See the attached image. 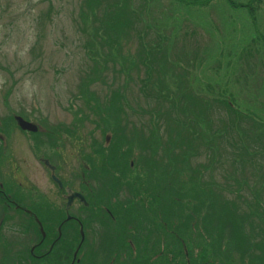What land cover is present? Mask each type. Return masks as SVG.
I'll use <instances>...</instances> for the list:
<instances>
[{
  "label": "rangeland",
  "instance_id": "374dc122",
  "mask_svg": "<svg viewBox=\"0 0 264 264\" xmlns=\"http://www.w3.org/2000/svg\"><path fill=\"white\" fill-rule=\"evenodd\" d=\"M144 1L139 19L120 11V27L109 28L103 20L109 11L101 16L100 6L97 16L91 13L94 0H0V128L12 131L4 139L24 157L28 178L41 183L47 173L28 144L37 142L5 118L23 113L41 127L60 128L66 150L74 136L82 153L94 140L103 144L101 130L108 127L104 159L120 161L127 225L137 227L145 209L166 217L158 230L153 214L140 217L146 241L139 229L120 232L134 254L141 245L138 253L153 264H264V131L254 122L248 129L247 119L227 116L218 104L225 88L234 103L264 120V42L247 10L231 9L226 0ZM149 2H156L152 13ZM117 14L116 8L109 12ZM140 18L152 19V32L157 24L176 31L155 45L136 35ZM258 28L264 39V0ZM89 38L93 43L85 47ZM154 120L158 130L150 127ZM120 143L132 149L125 162ZM175 194L201 196L208 207L203 220L185 217L173 227L172 216L184 209L176 207ZM167 226L168 253L164 242L156 251V236ZM185 228L191 232L184 234ZM206 234L212 238L205 240ZM134 254L120 245L114 264H149ZM91 261L84 264H103Z\"/></svg>",
  "mask_w": 264,
  "mask_h": 264
},
{
  "label": "flooded vegetation",
  "instance_id": "af4514ba",
  "mask_svg": "<svg viewBox=\"0 0 264 264\" xmlns=\"http://www.w3.org/2000/svg\"><path fill=\"white\" fill-rule=\"evenodd\" d=\"M17 116L27 118L12 114L15 127ZM37 130L39 149L31 148V154L46 170L48 181L41 183L28 178L24 157L19 159L6 143L4 136L12 131L0 128V264H77L74 254L81 247L86 259L79 264L92 263L91 258L103 264L120 262V245L130 244L120 232L125 236L142 228L120 217V161L104 159L110 137L101 131L106 141L94 140L82 153L85 149L75 145L74 136L66 150L60 128ZM21 131L28 141L27 131ZM160 235L168 253V229ZM134 257L153 264L144 253Z\"/></svg>",
  "mask_w": 264,
  "mask_h": 264
},
{
  "label": "trees",
  "instance_id": "16d2710c",
  "mask_svg": "<svg viewBox=\"0 0 264 264\" xmlns=\"http://www.w3.org/2000/svg\"><path fill=\"white\" fill-rule=\"evenodd\" d=\"M94 0V3H93V6L91 7V13L95 16L98 15V10H99V7L101 6V16L107 12V11H112L113 9L116 8V11L118 12L117 16H111L109 15V12H108V15L107 17L103 18L104 20V26L106 27H111V25L114 23V22H117L119 27H120V23H122V20L120 21V11L122 13H128L133 19H135V16L139 19L138 15H137V12L138 10H140V6L142 4L145 3L144 0H133V3H132V0ZM192 2H199L201 1L202 3H205L207 1H212V0H191ZM227 1V4L228 6L231 8V9H236V8H244L245 10H247L250 18H251V23L252 25L254 26V30L256 32V36L262 41L264 42V39L262 37V33L260 32L259 28H258V10H259V5L261 4L262 0H246L242 3H235L233 0H226ZM102 3V4H101ZM150 3V2H149ZM153 3H156V2H151L150 4L151 7H150V13H152V10L154 9L155 5H153ZM99 18V17H98ZM137 19V20H138ZM140 20H142V24H141V28L140 30H136V35L139 37H143V39H148L149 42H154V44L156 45L159 41H164V39L167 37V33L168 32H171L173 34V32L176 31V26L174 28H172L171 30L167 31L168 27L165 26V25H159L157 24L156 27V31L155 32H152V30H149L148 27H149V24H147V21L148 20H152L151 18L148 19V20H143L142 18H140ZM104 31V30H103ZM116 34L119 35L120 32H115ZM114 37V36H113ZM90 39V41H89ZM86 42H85V47H87L88 45H92L93 43V40L94 38H89ZM103 39H107V36H105ZM111 42V40H108L107 43ZM143 45V44H142ZM144 47V46H143ZM92 47H88V49H90ZM148 49H150V46L148 45ZM164 49V46L161 45L159 47H157L156 51L158 50H162ZM178 65V63H176ZM229 85V84H228ZM223 93V96L226 98H221V99H218V104H223L225 109H226V115L228 116L229 114H234L236 115L238 118H245L249 121V125H248V129H252L254 126H252V122L254 123H257V125L255 126H258L261 131H264V120H257L254 118V112L250 109H246V108H242L240 107V104L239 103H234V99L232 97V93H230V91L228 90V94H225L226 93V90L224 88V91H222ZM227 99H231V101H227ZM220 109V108H219ZM219 111V110H218ZM232 118L235 119V116H233ZM231 118V121L233 122V119ZM153 119V117L151 118V120ZM191 121L194 122L191 118ZM107 124V123H106ZM151 124V123H150ZM157 124L155 123V120L154 122L150 125V127L152 128H155V130H158L157 128ZM104 129H107L108 127H105L103 126ZM157 128V129H156ZM259 129V130H260ZM38 134H32V139L34 142H37L35 143L36 145L40 144L38 139L36 138ZM132 150V149H131ZM130 147L127 146V145H124L122 146L121 143H120V160L125 162L127 161V159L131 156L130 155ZM128 168L126 167L124 169V171L122 172L123 175H127V171ZM178 196L180 199L176 202L175 201V196ZM175 196L173 197V202L175 203L176 202V207L177 208H184L181 212H180V216L179 215H176V216H172V221H173V227H176L177 225H180L181 222L185 219V217H188L190 219H198L200 218V220H203V217H202V214H201V211L204 209V208H208L206 206V203H203L204 200L201 196H193L191 197V199H187L185 198L184 196H179L178 194H175ZM140 199L143 201L145 199L141 198ZM132 200H136V197L134 195L131 196V201ZM140 201V203H142L144 205V203ZM194 201V204H192ZM152 201H145V203H151ZM136 203V202H134ZM157 203V202H156ZM141 204V206H143ZM192 204V205H191ZM189 208H185V207H188L190 206ZM145 206V205H144ZM126 207L125 204L122 202V208ZM146 208H149V207H146ZM157 208H159V204L157 203ZM225 208V207H224ZM143 208H141L142 210ZM186 209V210H185ZM208 211L211 213L213 211V208H210L208 209ZM124 210H120V215L125 217L124 214H123ZM155 212V210H153L152 208L147 210L145 209L143 211V213L140 214L139 216V220H140V223L137 224L136 226L141 228L142 227V219H140V217H143V216H147L148 213H150L148 215L151 216L153 213ZM161 213L160 215V220L158 222H155V228L157 227V230L159 228H161L162 225H160V222L161 220L163 219L164 221L162 222V224H164V222H166V217L165 215L162 213V212H159ZM159 217V216H158ZM213 219H214V216H213ZM217 221V220H216ZM218 222V221H217ZM225 224H228V225H232V222L229 221V220H225L224 221ZM134 226V224H133ZM188 232H191L190 230H188ZM187 232V229L185 228L184 229V234H188ZM232 233L233 236H236L238 233L234 232V231H230ZM163 233V232H162ZM207 237H211L210 234H206L205 235V240L209 239ZM237 237H240V235L238 234ZM182 238V237H181ZM202 238V237H201ZM230 239L231 240H235L232 236H230ZM183 240H185V238H183ZM186 241V240H185ZM215 241V239H214ZM236 245V244H235ZM71 254L69 255V259H71Z\"/></svg>",
  "mask_w": 264,
  "mask_h": 264
},
{
  "label": "bare ground",
  "instance_id": "6f19581e",
  "mask_svg": "<svg viewBox=\"0 0 264 264\" xmlns=\"http://www.w3.org/2000/svg\"><path fill=\"white\" fill-rule=\"evenodd\" d=\"M17 117H21V116H17ZM16 117V118H17ZM22 119H24V120H26L27 122L29 121V122H31L32 120H30L29 118H23V117H21ZM6 120H8V121H10L11 122V118H10V116L8 117V118H5ZM16 120V119H15ZM32 124H34L36 127H37V129H38V123H36V122H34V121H32L31 122ZM16 124H17V127L20 129V130H24V131H27V133L29 134V133H31V137H32V134H40V131H38L37 129L35 130V131H30V130H25V129H22L21 128V126L19 125V122L16 120ZM40 127V126H39ZM112 130L114 131L115 129L114 128H112ZM102 132H105L106 131V129H104V128H102V130H101ZM109 136L110 137V139H111V133H109V132H106V136ZM106 136H105V140H104V142L106 141ZM36 138H37V136H36ZM109 139V140H110ZM32 141H33V139H32ZM94 143V142H93ZM29 145H30V143H29ZM39 146V144L38 145H36V144H34L33 143V145L30 147V148H33V149H37V148H39L38 147ZM135 173H137V172H135ZM134 175H139V174H134ZM158 217L156 216L155 217V219H157ZM160 237L161 238H163V236L162 235H159V236H156V241H157V247H155V249H156V251H157V249H160L161 247H160V243H159V240H160ZM81 249H82V247H81ZM81 249L79 250V252H78V250H77V252L78 253H76V254H74V257H75V255H77V258H79V262H77V264H79L80 262L82 263V261H84L85 260V258L84 257H86L85 255H81ZM127 253L128 252H125L124 253V255L125 256H127ZM71 255H72V253H71Z\"/></svg>",
  "mask_w": 264,
  "mask_h": 264
},
{
  "label": "water",
  "instance_id": "95a60500",
  "mask_svg": "<svg viewBox=\"0 0 264 264\" xmlns=\"http://www.w3.org/2000/svg\"><path fill=\"white\" fill-rule=\"evenodd\" d=\"M17 121L19 122V125L21 126L22 129L30 130V131H35L37 129V127L34 124H32L29 121L27 122L26 120L22 119L21 117H17ZM72 198H73V195H71L69 197V201L72 200Z\"/></svg>",
  "mask_w": 264,
  "mask_h": 264
}]
</instances>
